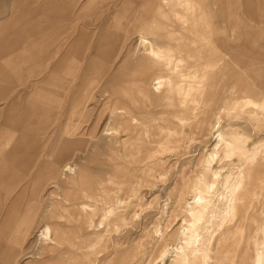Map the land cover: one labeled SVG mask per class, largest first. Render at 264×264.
<instances>
[{
  "label": "rangeland",
  "instance_id": "rangeland-1",
  "mask_svg": "<svg viewBox=\"0 0 264 264\" xmlns=\"http://www.w3.org/2000/svg\"><path fill=\"white\" fill-rule=\"evenodd\" d=\"M0 1V12L4 13L0 20H4L9 13L21 11L24 7H27L31 14L45 9L41 3L43 0H35L33 4L29 0ZM82 1L78 0L75 7L83 3ZM124 1L102 0L98 6L105 8L107 5V15L112 12V18L108 19V23H112L110 26L102 30L104 24L100 25V19H95L97 16L78 22L73 26L74 33L84 30L87 35L81 36L83 38L80 39L79 46L71 50L73 41L66 40L61 56L49 59L45 64L44 61L42 63L35 60V65H32L30 61L32 68L28 67L22 80L18 81L19 88L25 85L31 92L35 84L44 78L47 81L51 75L61 76L68 82L73 79L70 84H65V92H57L62 100L54 96L58 107H48L50 121H39L36 124L32 121L33 125L37 126L35 131L32 130V138L27 132L22 134L27 137L24 140L23 152L19 149L17 164L1 156V160L9 161L8 166H18L20 175L27 172L28 174L20 179L15 188L11 186L14 179H10L11 181L3 186L7 192V202L2 206L0 216L6 214L4 211L14 210L15 206L17 214L22 213L29 197L27 191L22 195L20 190L33 173L30 193L33 222L27 231L25 245L18 253L17 264H86V261L87 264H141L142 258H148L150 254V245L159 237L157 231H163L165 238L170 237L172 241L182 226L193 223V219L184 212L173 193L180 175H184L189 181L200 179L203 193L208 183L216 184L213 195L207 196L208 200L206 199L207 204H210L206 209V216L197 222L193 231L196 232L200 245L202 239L209 241L203 254L213 256L214 264H254L258 260L260 264H264V88L258 87H264V81L259 80V75L264 73V58L261 57L264 53V23L256 27L232 26L222 17L213 1L204 7L200 4H188V9L183 10V4L188 6L183 0L178 3L176 0H170L172 3L169 0H165V3L164 0L159 3L158 0H130L133 11L131 6L123 4ZM61 4H54L53 7L60 8ZM159 10L162 11L161 14L168 16V23L157 17ZM173 10L181 16L188 15L191 28L181 26L180 22L183 23L185 17H174L171 14ZM121 18L123 20L119 22ZM141 23L148 25L142 28ZM154 27L166 31L168 36L165 37L171 43L173 52L176 56H182L183 67L176 68L179 80L174 86V89L181 87L182 93L175 94V91L163 89L161 98L159 95L153 96L147 87L148 83L139 85L141 80L146 81L152 77L149 71L142 73L144 68L140 67L127 72V65L119 69L125 56L136 47L137 31L148 35ZM41 34L30 36L26 40L31 41ZM111 35H115V39L118 35L119 39L113 49V63L109 65V61H104L103 63L107 64L105 72L101 75L94 73L93 66L87 69L89 60L97 58V62L101 63L98 57L100 44L108 45ZM56 38L54 45L48 50L50 54L56 50L59 40ZM76 38L77 36L74 39ZM13 40L23 44L22 39L16 35H13ZM8 41L7 37V44L0 46V55L5 56L0 58V61L5 65L8 63L7 71L13 74L16 67L14 65L21 66L24 60L10 55L14 47L10 46ZM68 54L73 55V58H70L68 65L63 66V58ZM215 59L220 60V63L213 73V68L209 65ZM73 60L80 62L72 65ZM143 65L148 66L147 63ZM55 67V71H52ZM30 69H34L35 73ZM70 69L73 72L67 75L66 72H71ZM108 69L112 77L105 82L103 78ZM51 71L52 73L47 75ZM86 73L90 78L85 85L88 90L93 88V92L89 100L84 99L85 114L81 122L77 121L76 130L72 133L76 145L70 162L76 166L60 180L61 166L56 162L65 140L64 127L72 106V94L82 87V77ZM203 73L206 78L201 80L199 77ZM192 86L195 87L194 90L186 92ZM202 89L204 91L201 96ZM185 92L188 107L178 105ZM104 93L109 96L103 97ZM243 93L247 95L245 101L242 99ZM162 94L168 100H165ZM190 98L195 99L197 103H192ZM6 102L12 100L8 99ZM171 105H174V111ZM130 106L135 109V115L122 118L123 121L120 119L118 124L109 126L110 111L115 107L133 109ZM39 109L40 115L35 117L37 119L42 118L40 111L44 110L40 107ZM176 116L178 118H175ZM217 116H220L222 121L220 131L228 141L232 138L231 127L241 135L232 156H225L223 147L219 150L224 158V166L212 165L215 169L218 167L221 182L213 180L211 172H205L201 166L206 150L202 145H211L212 125ZM133 119H136L137 123L132 121ZM186 120H189V123ZM8 126L12 128L16 123H9ZM122 128H126L127 133L118 136ZM188 136L191 138L188 139ZM31 141L34 142L33 145L30 144ZM41 162H45L42 170ZM29 166H32V169ZM52 182L59 183L60 190L51 188ZM156 184L162 190L159 195L156 190H151ZM186 194L187 190L183 197ZM228 198H231L230 219L225 217L226 208H221ZM217 210L221 216L215 218L213 216ZM216 219H219L220 223L215 228ZM183 221L185 225H182ZM101 222L103 224L100 226ZM45 225L49 227L48 236L52 237L55 244H50L48 240L39 242L38 230ZM98 226L99 228H95ZM64 232H67L66 235ZM184 241L191 244L187 238H184ZM194 248L195 246L191 245L188 247L189 250ZM211 249L215 255H211ZM69 256L75 259H70Z\"/></svg>",
  "mask_w": 264,
  "mask_h": 264
},
{
  "label": "crops",
  "instance_id": "crops-1",
  "mask_svg": "<svg viewBox=\"0 0 264 264\" xmlns=\"http://www.w3.org/2000/svg\"><path fill=\"white\" fill-rule=\"evenodd\" d=\"M34 1L35 0H29L31 4H33ZM101 1L102 0H83V3H80L75 7L78 0H43L41 3L45 6V9L42 10V12L31 14L28 12V8L24 7L21 11H16L14 14L13 12L9 13L4 20H0V46H2V44H7L8 37L9 45L14 47V49L10 51V55L14 58L24 60L23 65H14L16 67L13 69V74H11V72L3 73V70L0 69V211L2 210V206L7 202V192H5V188L3 187L5 183L10 182V179H14L11 186L15 188L20 179L25 178L26 174H28L27 172L20 175L18 166H8L7 163L9 161L1 160V156H4L14 164H17L19 149L22 153L23 146L25 147L24 140L25 137H27L22 134L27 132L29 133L28 136L31 138L33 135L32 127L29 126L30 121H34L35 124L39 121L49 122L50 111L48 107L57 106L54 102V96L59 98L57 93L58 89L54 84L45 87V78L40 83L35 84L33 89H31V92H29L25 85H23L24 87L19 88L18 81L22 80L28 67L32 68L30 61L32 62V65H35V60L39 62L41 61L42 63L44 61L45 64L48 62L47 60L55 59L62 55L64 52L63 44L66 40L69 42L73 41L71 42L73 44L76 40L80 41V39L82 40L83 37L87 36L84 30L83 32L77 31L74 33L75 27L73 26L78 22L89 20L97 16L95 19H100V25L104 24L102 30L110 26L112 23H108V19L112 18V12L110 11L109 15H107L105 9L107 5L105 8H100V6H98ZM184 1L187 5L200 4L202 7L213 1L214 4L217 5L216 8L219 10L222 17L228 20L232 26L256 27L258 24L264 23V0ZM159 2L160 0H158V3ZM59 3H62L60 8L53 7L54 4L55 6H59ZM125 3L127 6H131L130 8L133 11L131 5L132 2L130 0H125L123 4ZM189 5L182 9L187 10ZM2 14L4 13L0 12V18ZM171 14L173 15V13ZM15 16H17V18L14 20ZM188 18L189 17L186 18L185 23L180 22L181 26H190ZM166 22L168 23V18L166 19ZM58 23H60L59 26ZM147 25V23H141L140 27L144 28ZM154 26H156V24ZM2 27L3 30H1ZM155 28L157 27H154V29ZM41 32L44 33L41 34ZM38 34L41 35L36 39L31 41L26 40L30 36L32 37ZM13 35L21 38L23 44L20 45L18 42H15L13 40ZM149 35L151 37L155 36L151 33V30L146 36ZM76 36L77 38L74 39ZM56 37L59 38L56 50L50 54L48 50L54 45L57 39ZM85 40L86 39L84 38L83 41ZM71 46L68 53L70 52ZM4 57L5 56L0 55V58ZM7 57L8 56L6 55V58ZM79 57L80 56L78 55V58ZM261 57L264 58V53L261 54ZM42 66L44 67L43 64ZM45 67L47 66L45 65ZM55 69L56 67L52 68V71H55ZM30 71L35 73L34 69H30ZM52 71L47 75H50ZM259 76H261L259 77V80L264 81V73ZM250 79L253 81V78L250 77ZM253 83H255V81H253ZM258 87L264 88L261 85H258ZM244 94L246 93H243V95ZM243 97L244 98L242 99L244 100L247 98V95H244ZM8 99H11L12 102H6ZM39 107L44 108V110L42 109L40 111L42 113V118L39 116L40 118L37 119L35 117H38V114L40 115L38 112L40 110ZM54 120L55 119L53 118V121ZM12 122L16 123V126L10 128L8 124ZM17 124L20 125L17 126ZM36 127L34 126V131L36 130ZM32 143L34 142L31 141L30 144L33 145ZM42 163L43 162L40 163V170H42L44 166ZM29 167L32 169V166ZM32 174L20 190L22 195L27 191L29 197L22 213L18 215L16 212L17 207L15 206L14 210L11 211L9 209L8 211H4L6 214L0 216V264H17L18 253L25 245L26 236L28 234L27 231L30 230L33 222L31 215L32 194H30L33 186Z\"/></svg>",
  "mask_w": 264,
  "mask_h": 264
},
{
  "label": "bare ground",
  "instance_id": "bare-ground-1",
  "mask_svg": "<svg viewBox=\"0 0 264 264\" xmlns=\"http://www.w3.org/2000/svg\"><path fill=\"white\" fill-rule=\"evenodd\" d=\"M176 1H177V3L179 1L181 2V0H176ZM164 3H165V0H164ZM184 7L185 6L183 4V7L182 8H184ZM161 12L162 11H159L157 17L158 18L160 17V19L162 20V22L163 21L166 22V19L168 18V16L165 15V14H163V13L161 14ZM172 13H173V16L176 17V18L185 17V16L179 15L176 12V10H173ZM187 16L184 18V20H182L183 23L186 22ZM190 17H192V16H190ZM122 20H123L122 18L119 19V22L122 21ZM189 23H190V21H189ZM190 26H192V25L190 24ZM190 26L188 28H191ZM190 30L191 29H189V31ZM119 33L120 32H117V34H119ZM151 33H153L155 35L152 38L149 37V36L144 35L141 32H138L137 31V36H136L137 44H136V47L134 48V50L132 52L128 53L125 56L124 60L122 61L121 65H120L121 67L119 66V69L122 68V67H124L125 65H127V70H126L127 72L130 71V70H132V69H140V67L144 68V71L142 70V73H145V72H148L149 71L152 74V77L149 80H146V81L141 80L139 82V85L142 84L141 86H143L144 84L148 83L149 86H147V85L146 86L150 89L151 94L153 96H156L157 97L159 95V97H160V93H161V91L163 89L164 90L166 89L169 92L175 91V94H176V92L182 93L181 92L182 91V88L181 87H179L177 89H174L175 84H177L176 82L179 80L178 75L176 73V72H178V70L176 68L183 67V59H182V56H176V54L173 52L174 50H173V47H172L171 43L166 40L167 38L165 36H168V34L166 33V31H164V30L162 31L161 28L158 29V30H157V28H155V29L153 28V30H151ZM114 36L115 35H111V38H109L111 40L108 43V45H104L102 43L100 44V48L98 50V57H100L101 63L100 62H97L98 61L97 58H92V59L89 60V63L87 65V69H89V68H91L93 66V69H94L93 72L94 73L96 72L97 74L99 73L101 75L102 73L105 72V68H106V65H107V64H104L103 62L107 60V61H109V65H111L113 63L114 52H115V51H113V49H114L115 46H117L116 43L119 40L118 39V35H116L117 36L116 39H115ZM79 44H80V41H77L76 40L75 44L72 45V49L71 50L75 49L77 46H79ZM186 54H188V53H186ZM70 58H73V55L72 56L70 54L66 55L63 58V61H62L63 64L62 65L63 66L68 65L69 64L68 62H69ZM78 61L79 60H77L76 62H74V60H73L71 63H72V65H74ZM22 63H24V62H22ZM142 63L143 64L144 63L145 64L147 63L148 66L145 67ZM214 63H216L215 66L212 65ZM219 63H220V60H218V59L212 60V62H211V64L209 66H212V68H213L212 69V72L213 73L216 71V68H218ZM224 63H226V62H224ZM0 66L2 67L3 73L8 72L7 71V69H8V63L5 65V63L2 64L1 61H0ZM201 67H202V63H201ZM117 69H118V67H117ZM70 71L71 72H66L67 75L72 74V72H73L72 69H70ZM204 75L206 76V74L203 73V75H201L199 77V79L203 80V78H206V77H204ZM111 77H112V74L109 72V69H108L107 70V73L105 74V76L103 78V81H105V82L106 81H109L111 79ZM82 78H83L82 87H79L78 88V90L75 92V94L73 95V98H72L71 110H70L69 115L67 117V124L64 127L65 140H63L64 142H62L63 143V146L62 147L60 146L61 147V150L59 151V154L57 156V162H56V164L58 166H61V174H60V178H59L60 180H62V176H66V174L71 173L73 171V169H74L73 166H76V165H74V164H72L70 162L71 159H72V154L74 152L75 145H76V142H75V139L72 136V133H74L75 130H76V124L78 123L77 121L79 120L81 122L82 121L81 119H82V117L85 114V108H84V105H83L84 104V102H83L84 99L89 100V98H90V96H91V94L93 92V88H89V90H88L87 89V86L85 85V84H87V82H89V78H90L89 77V74L86 73L84 75V77H82ZM196 79H198V77ZM71 81H73V79H71L68 82L65 79H62L61 76H52L51 75V76H49L48 80L45 81L46 84L45 83L44 84L47 87L50 86L49 85L50 83L54 84L57 87L58 92L61 93L62 91L63 92L66 91L65 84L66 83H69L70 84ZM62 83L64 84V86H62ZM59 85H61V87H59ZM118 87H120V86H118ZM194 88L195 87L192 86L186 92L193 91ZM118 89H120V88H118ZM144 89H146V88L144 87ZM141 90H142V87H141ZM153 90H155V92H153ZM128 91H130L129 88H128ZM134 91L136 92V90H134ZM203 91H204V89L200 90V92H201L200 95L201 96L203 95ZM146 92H147V90H146ZM186 92L184 93L185 95H182V99L183 100L181 99L180 100V103H178V105H181V106H184V107H188V103L189 102H188V99H186V97H187L186 96V94H187ZM148 93H146V94H148ZM151 94L149 93V95H151ZM166 94H165V96H166ZM102 96L103 97H107L109 95L107 93H104ZM127 96H128V94H127ZM162 96H163V94H162ZM119 98H121V97H119ZM137 98H139V97H137ZM163 98H164V96H163ZM59 99H60V97H59ZM153 99H155V98L153 97ZM240 100L242 101V99H240ZM240 100H238V101H240ZM190 101L192 103H197L196 100L193 99V98H190ZM244 101H245V99H244ZM162 102H163V100H162ZM165 102H167V101H165ZM175 103H177V102H175ZM234 104H237V103L234 102ZM129 105H130V103H129ZM175 105H177V104H175ZM172 106H174V105H171V108H172ZM222 106H221V108H222ZM130 107L133 108V106H130ZM115 108H114L113 111H110L111 112L110 113V119L108 121L109 126L110 125H116V124H118L119 121H120V119H122V118H127L128 116H131L133 114L134 115L136 114L134 108H133L134 110L133 109H130V108H125V107H123V108L122 107L121 108H116V109ZM173 108L175 109V107H173ZM173 108H172V110H173ZM227 108H228V106H227ZM221 110H223V109H221ZM173 111H172V113H173ZM175 118H178V117L176 116ZM182 119H180V120H182ZM138 120H139V118H138ZM122 121H123V119H122ZM132 121H134L135 123H137V120L136 119H133ZM215 121L216 122L212 125V130H211V141H210V142H212L211 145H208V143H207V145L206 144L205 145H202V143H201V144H199L198 148L202 145V147L204 149H206V150H204L205 151V155H204V157L201 160V166L203 167V170L205 172H211V176L213 177V180H220V182H221V177H220L219 172L217 171V168L219 166H224V158L221 157V154L222 153H221V151L219 153V150L223 147L222 148V150H223L222 152L225 153V156H232L234 154V151L237 149V145H238L239 141L241 140L240 139L241 138V135H240V133H236V131L234 130V128L231 127L230 128V135H232V138L229 139V141H228V139L220 131V128L222 126V124H221L222 123L221 117L220 116H217ZM134 122H132V123H134ZM186 122L189 123V120H186ZM140 123L141 122H139V124ZM32 124H33L32 121H30V127H32V130H33V125ZM73 126H75L74 129H73ZM118 131H116V132H118ZM126 133H127L126 128L125 129L122 128V132L121 131H120V133L118 132V136L120 134H124L125 135ZM105 135H106V133H105ZM129 135L132 136V134H129ZM132 137H134V136H132ZM190 138H191V136L190 137L188 136V139H190ZM111 144L112 143H110V145ZM87 146H88V144H87ZM117 152H118V150H117ZM117 152H116V154H117ZM118 156H120V155H118ZM55 157H56V155H55ZM213 164L218 165V167L216 169L213 168L212 167ZM135 166H137V165H135ZM68 180H69V177L67 179V182H68ZM199 180L196 179V180H193V181H191V180L189 181V179H186V177L184 175H180L177 178V180H176L175 187L173 188V193L176 195V198H177L178 202L181 204L182 209L184 210V212H186V214L193 219V223L192 224H189V226H182L181 229H179L180 232H178L176 236L174 235L175 237L173 236L174 239L172 241L170 240V237L168 239L165 238V235L166 234L163 231H157V234H158L159 237H157L158 239L156 241H154L152 245H150V254H149L148 258L147 257L146 258H142L143 262L141 261V264H214V259L212 258L213 256L212 257H209L206 254H203V251H206L207 248H208L206 244L209 241L208 240H205V239H202V241H200L201 242V245H200L198 236L196 235V232H193V231H195V226H196L197 222L199 220L205 218V216H206V214H205L206 209L210 205V204H207V200H208L207 199V196L209 197V196H212L213 195V193H214V191L216 189V184L215 183H208L205 186V189L206 190L203 193L201 191V188H200V185L202 183ZM51 185H52L51 188H55L57 190H60L59 183L52 182ZM151 190L152 191L153 190L154 191L156 190L158 192L157 195H159L161 193V191H162L158 184L154 185ZM186 190H187V194H186L185 197H183V195L185 194ZM119 203L121 204L122 202H119ZM179 208H180V206L178 207V209ZM221 208L222 209L223 208L224 209L226 208L225 217H227L228 219H230L231 218L230 217L231 198H228L227 201H226V203L224 205H221ZM218 211L219 210H217L215 212V214H214L213 217H215V218L217 217L218 218V217L221 216V214ZM103 216H105V215H103ZM89 219H91V217ZM219 223H220L219 219H216L215 228L219 225ZM62 224H61V226H62ZM102 224H103V222L100 223V226ZM86 225H87V223H86ZM182 225H185V221H183ZM108 226H107V228H108ZM89 228H90V226H89ZM95 228H99V226L98 227H95ZM48 231H49V227L47 225H45L41 230H38V232H39V235H38L39 242L40 243H44V241H46V242L49 241L50 244H55V241L52 239V237L50 235L48 236ZM67 232H64V234L67 233ZM67 237H65V238L67 239ZM184 238H187L191 242V244H188V242L184 241ZM62 242H63V238H62ZM69 244H71V243H69ZM190 245H191V247H194L195 246V248L193 250H189L188 247ZM204 245H206V247H204ZM79 246H81V245H79ZM58 247H59V245H58ZM66 247H68V246H66ZM92 248H91V250H92ZM68 249H70V248H68ZM53 250H55V248ZM58 251L60 252V250H58ZM66 252H68V251H66ZM90 252L92 253V251H90ZM209 252H212L211 255H213V254L215 255V252L213 251V249H211ZM60 253H62V252H60ZM81 253H83V252H81ZM55 254H56V252H55ZM66 255H67V253H66ZM58 256H61V255H58ZM70 257L72 258L73 256H69V258ZM73 258L75 259V257H73ZM74 259L72 261H74ZM139 259H140V256H139ZM77 261H79V260H77ZM67 263H69V262H67ZM85 263L87 264V261ZM49 264H51V262ZM254 264H260L259 260L258 261H255Z\"/></svg>",
  "mask_w": 264,
  "mask_h": 264
}]
</instances>
